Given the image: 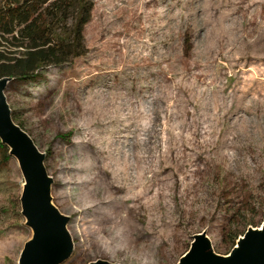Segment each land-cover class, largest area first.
Returning a JSON list of instances; mask_svg holds the SVG:
<instances>
[{
	"label": "rangeland",
	"instance_id": "rangeland-1",
	"mask_svg": "<svg viewBox=\"0 0 264 264\" xmlns=\"http://www.w3.org/2000/svg\"><path fill=\"white\" fill-rule=\"evenodd\" d=\"M85 37V57L5 90L66 220L61 264H178L198 235L227 256L264 223V0H95ZM149 128L146 178L115 185L111 155L134 165ZM25 181L0 164V264L35 239Z\"/></svg>",
	"mask_w": 264,
	"mask_h": 264
},
{
	"label": "trees",
	"instance_id": "trees-1",
	"mask_svg": "<svg viewBox=\"0 0 264 264\" xmlns=\"http://www.w3.org/2000/svg\"><path fill=\"white\" fill-rule=\"evenodd\" d=\"M94 7L95 0H0V79L38 81L47 67L85 57ZM10 150L0 137L1 165L15 157ZM245 233L231 234L232 249Z\"/></svg>",
	"mask_w": 264,
	"mask_h": 264
},
{
	"label": "water",
	"instance_id": "water-1",
	"mask_svg": "<svg viewBox=\"0 0 264 264\" xmlns=\"http://www.w3.org/2000/svg\"><path fill=\"white\" fill-rule=\"evenodd\" d=\"M10 78L0 79V137L19 160L25 177L22 197L23 214L35 231L21 258V264H61L73 252L72 240L66 231V220L51 205V178L44 166V156L29 135L13 120L5 96ZM264 229L246 232L231 253L225 257L215 254L210 242L198 235L191 249L178 264H264ZM240 246V248L237 247ZM95 264H109L97 262Z\"/></svg>",
	"mask_w": 264,
	"mask_h": 264
},
{
	"label": "bare ground",
	"instance_id": "bare-ground-1",
	"mask_svg": "<svg viewBox=\"0 0 264 264\" xmlns=\"http://www.w3.org/2000/svg\"><path fill=\"white\" fill-rule=\"evenodd\" d=\"M122 60V55H114L113 57H110L106 60L107 63H111V64H117ZM147 92L146 90H143V93ZM144 95V94H143ZM103 107V108H102ZM101 108H99V110L97 111V115L99 117V121L103 122V123H108L111 122V120L117 116L118 111L121 109L119 107H117L116 109L112 110L111 107H108L106 104H104V106L102 105ZM97 110V109H96ZM105 127V125H104ZM153 135V129L149 128L148 130H146V132L144 133V137L142 138V142L140 143L141 145V151L138 152L135 157L137 158V161L134 165L129 164L126 160L123 159L122 157V153L121 151H119V156L117 155H111L112 157V165L116 164L118 167L114 168L113 170V174H114V179L112 180V182L115 185H120V184H130V182H132V174H131V170L132 169H136L138 176L137 179H142V178H146L148 167L146 164L147 159L150 157V153L152 151V147L150 145L151 142V138ZM104 138V137H102ZM168 149L172 150V145L170 142ZM166 155V154H165ZM164 155V156H165ZM110 157V158H111ZM25 185V184H24ZM261 231H264V229L262 228ZM242 240H244V237L241 238ZM238 248H240L239 245H237Z\"/></svg>",
	"mask_w": 264,
	"mask_h": 264
}]
</instances>
